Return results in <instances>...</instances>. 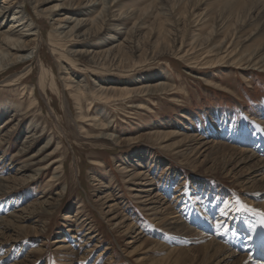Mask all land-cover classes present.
<instances>
[{"label": "rangeland", "instance_id": "obj_1", "mask_svg": "<svg viewBox=\"0 0 264 264\" xmlns=\"http://www.w3.org/2000/svg\"><path fill=\"white\" fill-rule=\"evenodd\" d=\"M61 1L0 0V7L7 10L0 16L2 30L9 26L13 12L20 6L26 19L36 21L35 29L43 33L38 46L31 50L32 62L12 64L4 74L0 72V105L9 109L0 118V136L6 140L0 145V177H14L15 170L26 164L25 181L17 185L11 179V189L0 193V219L6 218L8 226L0 228V264H203L205 253L200 244L191 251L184 250L193 244L185 236H176L166 225L158 224L156 214L144 210L132 188L145 186L136 185L135 177H126L130 171L153 177L155 192L164 196L165 201L171 200L173 194L179 195L170 204L183 223L194 232L202 230L220 240V244L226 241L231 250L232 245L237 246L239 252L236 250L233 257L221 264H240L241 255L253 246L250 238H264L256 233L262 229L259 217L237 211L236 202L255 209L256 203L264 202L263 196H255L264 186V171L257 177L261 178L258 185L250 188L251 193L239 186L241 175L221 168V159H213L216 168L202 167L190 164L192 156L176 153L183 134L202 136L216 125L225 128V132H216V137L224 135L225 139L228 137L223 140L225 143L257 151L264 158V133L252 134V124L264 129V61L240 67L229 63L228 55L225 62L211 65L215 57L207 51L211 43L196 48L190 45L192 39L200 44L198 41L209 32L213 22L218 23L224 16L229 20V11L222 8L227 5L215 6L214 0H202L190 12L186 0H107L111 13L103 21V32L95 37L81 33L57 37V19L69 15L71 20L90 21L101 7L97 5L93 10L82 3L61 7L57 13L48 11ZM119 7L125 14L120 16L116 11ZM67 25L70 27L71 23ZM247 25L239 33L247 30ZM221 31L210 40H221L225 36ZM162 34L167 40L155 46ZM115 39L123 43L120 47L127 44L123 52L120 49L124 56L120 58L121 68L117 66L118 59L115 64H106V68H96L85 52L112 47L117 43H111ZM262 40L264 34H258L245 42V47L239 45L244 48L242 54ZM164 81L170 86L166 90L142 88L123 97L114 96L123 93L122 88ZM76 82L82 86L80 93ZM98 87L108 88L106 93L115 103L97 99L101 94ZM31 90L36 96H29ZM17 107L20 112L14 114ZM31 121L36 126L34 136ZM95 121L107 124V128L95 126ZM188 125L191 131L185 129ZM9 129L12 131L7 133ZM100 132L112 137H89ZM174 132L182 135H172ZM242 140L248 145L237 143ZM93 160H100L103 165L97 167ZM247 168L244 165L242 170ZM104 183L109 186L101 187ZM105 191L112 198L107 205L117 202L110 215L104 213L106 207L98 199ZM59 192L62 196L55 195ZM225 202L229 204L228 214L222 216L220 209ZM24 207L35 210L24 214V222L10 217L19 215ZM76 209L81 211L77 218L73 216ZM112 215L118 218L109 220ZM123 218L136 225L142 239L127 243L134 232L126 229L128 222ZM245 220L251 225L250 231L243 223ZM115 222L118 225L113 226ZM217 222L224 223L229 230L217 235ZM205 226L210 230L202 229ZM31 227L37 228L38 234L34 235ZM90 227L91 235L96 237L85 244L83 235ZM16 238L21 241H15ZM57 239L62 241L56 242ZM101 250L104 253L99 256ZM192 251L197 254L196 261L186 258ZM229 253H223L216 261ZM261 254L260 249L250 264H264Z\"/></svg>", "mask_w": 264, "mask_h": 264}, {"label": "bare ground", "instance_id": "obj_2", "mask_svg": "<svg viewBox=\"0 0 264 264\" xmlns=\"http://www.w3.org/2000/svg\"><path fill=\"white\" fill-rule=\"evenodd\" d=\"M47 1H50V0H47ZM113 1L118 3L120 0H111V2H113ZM201 1L202 0H186L185 3L187 5L188 10L190 12H192V8H195V6L197 4H199ZM82 3H85V5L92 7L93 10L96 9L97 5H100L101 6L100 11L90 21H89V19H86V20L85 19L84 20L83 19H73V20H71V17H69V15H65L60 20L57 19V22H55V24H54L56 32H57V37H60V35H62L63 37H65V36L75 37V34L73 35V33H76V34L81 33V35L86 36V37H89V36L95 37L101 33L102 29L104 28L103 27V21L105 20V17L108 16L109 13H111L110 12L111 7L108 6L107 0H81V1H78V0H76V1H74V0H62L60 4H55L52 7H49L48 11H52V12L55 11L56 12L61 7H75L76 5L82 4ZM223 3L225 5H227L229 8L227 6L222 7L224 5ZM7 4H8L7 7H9L10 6L9 2ZM212 4H214L215 6L220 4L224 10H228L229 12L227 13V17L230 16V18H228L229 20H226V17L224 16L223 18L221 17L220 19H218V23L213 22L212 27L209 30V32L206 35H204L200 41H198V42H200V44H195L196 40L192 39V42H190V45L195 46V48H196V46H204V44H206V43H208V44L211 43L210 44L211 47H207V51L209 52V54L215 55L214 59H212L209 63L211 65H213V64L218 65L222 62H225L224 59L226 57H228V55H230L227 58V59H230L229 63H233V64H237V65L245 64L244 66H246V67L256 66L260 62H263L264 61V40H262L260 42H256L255 44H253L252 47L249 49L248 53H246V54H242V51L244 50V48L242 49L241 46L245 47L244 43L248 42L251 39H254L256 35H258V34L263 35L264 34V0H261V1L259 0V2H253V0H214L212 2ZM116 11H118L120 13V16L122 14H125L124 10H122L120 7L117 8ZM145 11L146 10L142 11L141 14L144 13ZM219 11H220V9L217 10L216 14ZM6 12H7V10L5 7H0V16H4L6 14ZM114 17H115V15H114ZM232 19H234V20H232ZM9 22H10L9 26L3 30L1 28H3L4 26H2V24H0V72L2 74H4L10 68L9 66L12 64L13 65L15 64V66H16L19 62L27 61V60H28V62H32L33 61V57H32L33 53L31 52V50H34L38 46L37 41L39 39V36H40V34H43L42 31L39 34L38 31L35 29L34 22H36V21L26 19V15H24V12L22 11V9H20V6L16 7V9L13 12V15H12L11 19L9 20ZM68 23H71L70 27L68 25L66 26V24H68ZM89 24H91V25H89ZM246 24H248L247 25L248 29L244 30L243 33H239L240 32L239 30H241V28L243 26L245 27ZM87 25H89V28L85 29L84 27H86ZM116 28H119V27L116 26ZM220 30H222L221 32L225 36L221 40H219L218 42H216V41L212 42V40H210V39L213 38V36H215L218 33V31H220ZM131 31H132V28H131ZM229 35H232V38H230V39L227 38V36H229ZM244 35H246V36L243 37ZM112 37L113 36H110L111 39H112ZM166 38H167V36L165 34H162L159 38L156 39L155 46H158L163 41H166L167 40ZM168 40H169V37H168ZM197 40H198V38H197ZM115 42H117V39L111 41V43H115ZM129 43L130 42H128V45H129ZM121 45H123V43L117 42L112 47H108L104 50H101L100 52H93L91 50V52L86 51L85 53H88L91 56L90 57L91 62L96 63V65L94 64L95 66H97L96 68H106V64H108V63L115 64L113 62L114 61L116 62L117 59H118L117 66H118V68L119 67L121 68L120 58L122 60L124 56L122 55V53L120 55V49H121V52H123V49L125 48V46L127 44L124 45L123 47H120ZM225 45H228L230 47H226ZM239 45H241V46H239ZM229 48H231V49L229 50ZM232 56L234 58H230ZM125 59H126V57H125ZM241 65H240V67H241ZM108 67H110V66H108ZM246 67H243V68H246ZM9 83H10V85H12L11 82H9ZM76 83L77 84H76L75 88H76L77 92L80 93L82 91V89H81L82 86H80V84L78 82H76ZM166 84L167 83L164 81V82L156 83L154 85H148V86L141 85V86H138L137 88H131V89L122 88L121 90L123 93H120L117 95L114 94V96L123 97V96H126L127 94H130L132 91H140V90H142V88H145V90L152 89V88L166 90L167 88L170 87ZM66 86L70 87L71 85L66 84ZM108 90H109L108 88L98 87L97 91H100L99 93H101V94H99L100 96H97V99H100L101 101H103L105 103H115L114 99L113 100L110 99V97L106 93ZM119 91H120V89H119ZM30 95L36 96V93L33 92V90H31V91H29V96ZM127 97H129V96H127ZM120 101H122V99H120ZM8 110L9 109L7 107L1 108V105H0V118L4 114H6L8 112ZM19 112H20V108L17 107L16 109H14V114L15 113L18 114ZM12 117H13V114H11V118L9 121H12L11 120ZM218 120H219V118L217 119V121ZM8 122H6V124ZM31 125H32V128H31V132H32L34 130V128L36 130V126H34V122H32V121L30 122V126ZM30 126H29V128H30ZM95 126L102 127L103 129L107 128V124H102L101 122L97 123V121H95ZM215 126H213L211 129H208L209 131L206 132L205 135L202 134V136H197V135L192 134V133L191 134H189V133L183 134L182 138L179 140V142L177 144V145H179V144L180 145L178 146L176 153H178L180 155H184V156H188V155L190 157L192 156L193 158L189 157L192 160V161H190V164L202 166V167H204L205 165H207L210 168L215 167V165H214L215 162L213 159H218V158L221 159L220 163L222 164L221 165L222 167L221 166L220 167L221 168H227L228 172L232 171L234 173V171H236L237 174L241 175L239 179L237 178L238 179L237 182H238L239 186L241 187V189L246 190L247 192L250 191L251 193H253L250 188L255 187L256 184L258 185V182H260V180H261V178L257 179V177L263 175L264 158L259 157L256 154L257 151L254 152L253 150L247 149L246 147L243 148V147H240L238 145L237 146L231 145V143L230 144L225 143L223 140H227L228 137H227V139H225L224 135L222 136L221 134H219V136L216 137V132H218V131L220 133L222 131L225 132V128L223 129V127L220 128V127H215ZM0 127H1V125H0ZM185 129L191 131L192 127H189V125H188ZM35 130L33 131V136L36 134ZM11 131H12V129L11 130L9 129L7 133H9ZM5 133H4V135L6 136L7 134H5ZM172 135H182V133L179 134V133L174 132ZM212 136H215L217 140H215L214 137H212ZM26 137H30V136L27 135ZM89 137L90 138L110 139L112 137V135L109 133L100 132L97 136H89ZM33 138L34 137H32L31 139H33ZM5 141L6 140H4V138L2 136H0V145L2 144V142H5ZM228 142H229V140H228ZM237 143L248 145V143H246L244 140L237 142ZM21 151H24V149H21ZM10 159L12 160L13 158L11 157ZM215 161H217V160H215ZM92 164L97 166V167H101L103 165L100 160H93ZM25 165L26 164H22L19 167V169L15 170V176L14 177H11V178L0 177V193L11 189V186L8 185V184H10L11 179L15 180L14 182H16L17 185H20L21 183H23L25 181V177H24ZM244 165L248 166L246 171L242 170ZM204 169L206 170V168H204ZM237 169H239V170H237ZM124 172H129V170H126ZM130 172H132V171H130ZM129 173H127V175H125V176L126 177L130 176V178L135 177L137 179L136 185L145 186L143 188H139L136 190L134 188H132L134 191L137 192L135 197L139 198V202L142 204V206H144L143 207L144 210L151 212L152 214H156L157 217L155 219L157 220L158 224L166 225L168 229L172 230V232H174L176 234V236H180L183 238L185 236V239L187 241H190L189 244H191V245L193 244V246H190V247L185 245V246H187V248L184 247L183 248L184 250L191 251L196 246H198V244H200L202 246V249H203L202 251H204V253H205V258L202 262L203 264L214 263L223 253H227L228 251H230L228 256L216 261L217 262L216 264L226 263L228 261V260H226L228 257L230 259L231 257L234 256V254L236 253V250L238 248L237 246L232 245L234 247V250H231V248H229L226 245V241L224 244H222V242L220 244L219 243L220 240L216 241L215 238H211V236H209V235L207 236V235L203 234L202 230H201V232H194L193 228H190L188 225L183 223V220L181 219V217H178L179 214L176 215V212L174 210H172V204H173L172 202L176 201V199L178 198L179 195L173 194L172 199L169 200L170 202L165 201L163 199L164 196L162 197L161 195H159V193L155 192L156 187L154 186L155 183H154L153 177L146 176L144 174L145 172L144 173L139 172V173H135V174H134V172H132L131 174H129ZM36 174H38V172H36ZM36 174H34V175H36ZM252 174H253V176H250ZM30 177H32V175ZM130 178H128V180ZM108 186L109 185L104 183V184H102L101 187L106 188ZM104 193L105 194L100 195L98 199L101 202V205L106 207V209L104 210V213L107 215H110L114 212V208L117 206V202L112 203V204L109 203L107 205L106 203L111 201L112 198H111V196L108 195L107 191H105ZM55 195L62 196V192L55 193ZM255 196H259V197L263 196L264 197V186L262 187L261 192L255 193ZM170 203H172V204H170ZM255 205H256V208L259 209V211H264V202L263 201H260V202L256 203ZM34 211H35L34 209L31 210L28 207L27 208L24 207L21 209V212L19 215H13L10 217L13 218L14 220L18 221V222L19 221L24 222L25 218H27V215L24 216V214L26 213V214L30 215ZM80 212H81L80 210H77V212L75 211V214H73V216H75L77 218V215H79L78 213H80ZM146 214H148V213H146ZM152 214H150V215H152ZM10 215H12V214H10ZM117 218H118V216L112 215L109 218V220L114 221ZM6 220H7L6 218L0 219V228L1 227H8L6 225ZM123 221L128 222V218H123ZM84 225H85V223H84ZM112 225L116 226V225H118V222H115ZM135 226L133 224H131V222H128V224H127L126 229L128 231L134 232V234L131 236L132 239L128 240L127 243H130V242H133L134 240H139V239L143 238V235L139 231H137V228ZM207 227L205 226V228H202V229H206ZM31 228L32 229H30V230L32 231V233L34 235H36L37 228H34V227H31ZM207 229H209V228H207ZM151 231H152V229H151ZM256 233H258L260 235L261 239L264 238V228L258 230ZM88 235H90L91 237ZM97 235H99V234H97ZM83 236L86 237L85 238V240H86L85 244L90 243L91 240L94 239V237H96L95 235L94 236L91 235V227L88 229V231ZM213 237H214V235H213ZM177 239L179 240V238H177ZM177 239H174V240H177ZM14 240L15 241H21L18 238L14 239ZM182 240H184V239H182ZM61 241H62L61 239H57L56 242H61ZM145 241H149V240L147 239ZM250 243L253 245L251 247V251H250V249L247 248L250 252H247V253L241 255L242 259H241L240 264H250L251 262H254V259L252 258V256L257 255V253L259 252L260 249H261V253H262L261 255L264 256V245H263L264 240L259 241V238L257 239V238L251 237ZM179 249L180 248L173 249V250H179ZM7 253L8 252L5 253V257L8 258L9 256H7ZM103 253H104V251L101 250L99 256L103 255ZM212 256L214 258L212 259V262H209L208 260ZM186 258H188V260L195 259V261H196L197 260L196 259L197 254H195L192 251L190 253V256H188ZM259 263H261V262H259ZM15 264H17V263H15Z\"/></svg>", "mask_w": 264, "mask_h": 264}, {"label": "snow or ice", "instance_id": "obj_3", "mask_svg": "<svg viewBox=\"0 0 264 264\" xmlns=\"http://www.w3.org/2000/svg\"><path fill=\"white\" fill-rule=\"evenodd\" d=\"M242 119L247 121V117H243ZM249 123H251L249 121ZM252 129L254 130L252 134L257 135V134H262L264 133V129H261L260 125L258 124H252ZM237 204V211H244V212H249L252 213L254 216L259 217V224L261 225L262 228H264V211H259L255 208H251L245 204L240 203L239 201L236 202ZM229 209V204L227 202L224 203V207L222 209H220V213L221 215H227L228 212L227 210ZM244 225L248 228V230H251V225L249 224V221L245 220L243 221ZM214 228L216 230V234L217 235H222L223 233H226L229 229L226 225H223L219 222H217L214 225ZM222 230V231H221ZM236 233L233 232V236H235Z\"/></svg>", "mask_w": 264, "mask_h": 264}]
</instances>
